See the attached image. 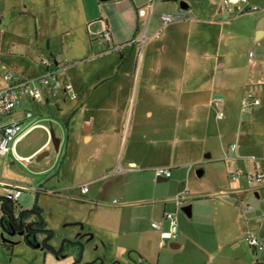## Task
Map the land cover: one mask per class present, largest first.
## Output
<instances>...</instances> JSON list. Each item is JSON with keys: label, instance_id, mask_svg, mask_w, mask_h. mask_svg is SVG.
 Instances as JSON below:
<instances>
[{"label": "crops", "instance_id": "0c3cea01", "mask_svg": "<svg viewBox=\"0 0 264 264\" xmlns=\"http://www.w3.org/2000/svg\"><path fill=\"white\" fill-rule=\"evenodd\" d=\"M39 1L22 0L20 13L39 23L43 12ZM247 1L248 5L242 3V7L257 6L259 10L239 13L236 8L232 14L223 8L222 0H48L47 9L62 11L61 32L68 35L62 41V51L65 59L75 65L64 66L53 52L52 59H45L62 75H57V79L63 90L47 95L42 101L24 97L20 107L2 120L3 126L20 125L5 155L14 165L27 166L33 165L37 157L42 160L50 156L53 147L50 164L37 175L51 174L48 180L57 179L60 189L49 193L58 198L68 189L67 180L72 173L81 175V193L84 184H89L90 189V183H101L102 177L124 173L138 175L153 186L156 182H166L179 166L199 162L190 153L211 150L204 144L208 138L230 130L236 134L227 147V155L232 144L237 148L228 155V161L223 159L226 165L250 170L255 168L250 160L257 158L261 159L264 171V0ZM49 2L54 5L50 6ZM179 10H184L186 17L163 28L162 15ZM106 28L111 33L110 42L97 37ZM142 32L149 37L144 44L139 40ZM97 48L115 58L87 71L75 70ZM141 49L142 63L138 67L134 57ZM155 58L157 63L153 64ZM43 62V72L38 77L46 71ZM2 69L10 71L4 64ZM153 75H157L156 80ZM249 94L261 104L242 116L241 113L247 112L242 111V102ZM218 97L223 99L222 103L215 102ZM218 111H224L222 119L217 118ZM28 113L32 116L27 117ZM39 130L40 138L22 146ZM242 130L260 137V151L256 152L251 142L242 143ZM180 155L188 157L187 160L183 162ZM118 167L128 171L115 173ZM158 168L171 169L172 177L156 175ZM108 185L101 184L102 194H108ZM261 187L236 194L233 185L230 194L234 205H240L247 194L260 201ZM16 188H21L22 193L25 190ZM34 191L37 202L39 194L47 192ZM175 204V212L166 208L162 220L152 222L158 223L159 229L151 224L149 242L159 250L166 246L162 245V233L168 230V224L167 230L163 228V222L167 223L165 214L173 213L178 221L179 204L177 201ZM68 226L85 228L79 222ZM256 235L260 237L261 232L257 230ZM125 236L127 239L129 234ZM115 242V239L106 240L108 246ZM139 244L148 261L147 242L139 241ZM258 264H264V260Z\"/></svg>", "mask_w": 264, "mask_h": 264}, {"label": "rangeland", "instance_id": "374dc122", "mask_svg": "<svg viewBox=\"0 0 264 264\" xmlns=\"http://www.w3.org/2000/svg\"><path fill=\"white\" fill-rule=\"evenodd\" d=\"M47 1H39V7L43 4V12L39 23H36L30 16L20 13L22 0H0V75L5 72L2 69L4 64L21 78L33 80L42 74V61L52 59V52L64 66L75 65L72 60L65 59L62 51V41L68 36L61 32L64 27L61 24L62 11L47 9ZM48 4L54 5L51 2ZM145 27L146 24L143 30ZM101 51L97 48L92 56L83 58L82 66L75 70L87 71L101 62L115 58L111 53L104 55ZM142 53L141 49L140 54L134 57L138 67L142 63ZM157 59L153 64L157 63ZM153 79L156 80L157 75H153ZM37 111L38 108L36 114ZM250 111L248 109L241 114L247 116ZM244 131L242 143L251 142L256 152L260 151V137ZM41 133L37 131L22 146L40 138ZM234 134L235 131L230 130L224 131V135L208 138L204 144L211 150L206 153H190L189 156H197L199 162L179 166L173 170V177L166 182H156L153 186L140 180L138 175L124 173L120 175L123 178L110 175L100 178L101 183H90L91 192L83 195L79 189L81 175L72 173L67 180L68 189L59 198L49 193L60 189L57 179L53 182L48 180L51 174L37 175L39 170L50 164L54 156L53 147L50 148V156L42 160L37 157L33 165L27 166L20 163L14 165L7 155L0 154V197L7 196V187L24 188L18 204L19 208L25 210L31 209L35 203L34 190L47 191L39 194L37 204L43 210L47 229L53 233L50 245L59 250L65 241H79L84 246L81 258L83 264L92 263L95 257L106 264H258V261L264 260V249L256 252L245 238L247 233L256 234L258 230L261 232L259 238L262 237L264 243V219L261 218L264 212V187L259 188L263 202L247 194L240 205H234L230 194L233 186L230 175L235 167H228L223 160L228 161L227 147L235 139ZM187 158L180 155L183 162ZM198 170L202 171V176H198ZM101 184H110L108 194L100 192ZM177 197L182 199L177 209L178 237L168 241L159 250L149 242L153 232L151 224L162 220L166 208L170 212L176 211ZM248 205L254 208L253 213L246 211ZM187 207L192 208L190 216L185 211ZM77 222L85 225L84 230L77 226L67 227ZM163 228L167 230V223L163 222ZM70 233L74 236L71 237ZM127 233L129 237L126 239ZM107 239H115L116 242L108 246ZM42 240L40 238L39 241ZM139 241L147 242V247H144L148 261L142 254ZM172 242L181 247L171 249ZM80 257L81 247L74 244L66 247L60 257L42 248L32 249L26 245L21 234L8 235L0 225V264H75Z\"/></svg>", "mask_w": 264, "mask_h": 264}, {"label": "built area", "instance_id": "2783aa9c", "mask_svg": "<svg viewBox=\"0 0 264 264\" xmlns=\"http://www.w3.org/2000/svg\"><path fill=\"white\" fill-rule=\"evenodd\" d=\"M243 4L248 5L247 0H222L223 8L228 12L235 14L236 8L239 9V13L248 11H258L257 6L242 7ZM186 12L184 10H179L176 13H167L162 15V26L163 28L186 17ZM191 15V14H190ZM97 37L104 39L107 42L111 41V33L106 28L105 30L99 32ZM149 37L146 32L139 38V40L144 44L148 41ZM44 67L46 68L45 73L33 80H24L17 74L6 71L1 75L0 87V154H7L11 149V144L14 142L15 136L20 130V125L11 124L8 126H3L2 120L10 116L20 105L24 97H31L36 101H42L47 95L54 94L55 92L62 91L63 87L57 79V72L54 70L53 63L49 60H44ZM65 90H71L70 88H65ZM216 103H222V98H216ZM261 101L255 98L252 94L247 95L242 102V111L246 112L253 106H259ZM32 114L28 113L27 117H31ZM224 113L218 111L217 118L222 119ZM47 129L45 126H41ZM237 148L236 144H232L229 147L228 155H232ZM254 165V169L244 170L241 168L235 169L230 175V182L235 186L234 193L242 194L255 189L258 186L264 185V171L261 168V159L252 158L250 160ZM264 161V158H263ZM127 169L118 167L115 173L122 174ZM155 174L164 178L172 177V170L169 168H158L155 170ZM8 194L6 197L18 202L19 197L22 194L21 188L7 187ZM89 184H84L81 186V191L83 194L89 192ZM181 198L177 199V203H181ZM116 203V202H115ZM247 212L253 213L254 208L250 205L247 206ZM264 218V213L262 214ZM167 224L168 230L162 233V245H166L167 241L177 239L179 234V225L177 218L173 213H166L164 216ZM153 228L159 229L160 225L158 223L152 224ZM246 241L250 247L254 248L256 251H262L264 246L260 241L259 237L253 233L249 232L246 235Z\"/></svg>", "mask_w": 264, "mask_h": 264}, {"label": "trees", "instance_id": "16d2710c", "mask_svg": "<svg viewBox=\"0 0 264 264\" xmlns=\"http://www.w3.org/2000/svg\"><path fill=\"white\" fill-rule=\"evenodd\" d=\"M0 225L8 235L23 236L26 245L32 249L50 248L53 233L47 229L43 210L38 206L37 199L31 209L19 208L18 202L8 197H0ZM43 238L42 241H39Z\"/></svg>", "mask_w": 264, "mask_h": 264}, {"label": "flooded vegetation", "instance_id": "af4514ba", "mask_svg": "<svg viewBox=\"0 0 264 264\" xmlns=\"http://www.w3.org/2000/svg\"><path fill=\"white\" fill-rule=\"evenodd\" d=\"M73 244L81 247L80 260L79 261L76 260L75 264H83V261L81 260V258H82V253H83V250H84V246L79 241H77V242H67V241H65V243L62 244V246H61V248L59 250L56 247H53L51 245H50V248L44 249V250H46L48 252H51L54 255L60 257L65 252L66 247H68L69 245H73ZM100 260L101 259L96 258L92 263H88V264H106L105 262H101Z\"/></svg>", "mask_w": 264, "mask_h": 264}, {"label": "water", "instance_id": "95a60500", "mask_svg": "<svg viewBox=\"0 0 264 264\" xmlns=\"http://www.w3.org/2000/svg\"><path fill=\"white\" fill-rule=\"evenodd\" d=\"M101 2H108V1H113V0H100ZM198 176H202V171L198 170ZM185 211L187 212V214L190 216L191 215V209L190 207L185 208ZM170 248L171 249H178L180 248V245L176 242H172L170 243Z\"/></svg>", "mask_w": 264, "mask_h": 264}]
</instances>
